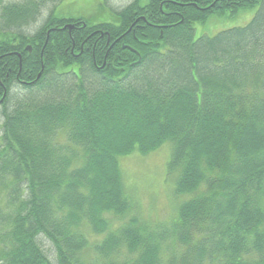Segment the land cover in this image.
I'll list each match as a JSON object with an SVG mask.
<instances>
[{
    "label": "trees",
    "instance_id": "1",
    "mask_svg": "<svg viewBox=\"0 0 264 264\" xmlns=\"http://www.w3.org/2000/svg\"><path fill=\"white\" fill-rule=\"evenodd\" d=\"M59 2H0V264H264V0H100V21ZM169 142L176 221L114 225L119 159Z\"/></svg>",
    "mask_w": 264,
    "mask_h": 264
},
{
    "label": "rangeland",
    "instance_id": "2",
    "mask_svg": "<svg viewBox=\"0 0 264 264\" xmlns=\"http://www.w3.org/2000/svg\"><path fill=\"white\" fill-rule=\"evenodd\" d=\"M18 1L21 0H0L2 4ZM132 1L109 0L108 4L113 6L115 10H118ZM100 3V0H60L57 5V16L72 15L74 18L87 16L95 21L112 19L110 13L113 10H106ZM258 10L259 8L257 7L240 11L235 15L226 13L222 16H212L206 24H197L195 26L196 38L204 35L213 37L226 30L243 28L254 19ZM48 14L49 12L47 13L46 10L41 19L42 21L34 26V28L24 29L26 34H34ZM170 147L171 143L169 142L147 156L133 153L130 156L119 159L126 194L131 201L132 208L127 216L117 219L111 217L110 222L117 226L129 220L134 214L145 221L147 220L145 223L156 229V227L161 225L160 223L172 225L176 221L180 206L179 202L187 197L174 198V177L167 176V166L171 158ZM94 240L97 243L99 239ZM42 243L46 255L53 260L54 251L52 245L46 240H43ZM166 249L167 247L163 251L164 261V256L168 255V251L165 252ZM123 254L125 258H132L125 250H123ZM120 259H123V257Z\"/></svg>",
    "mask_w": 264,
    "mask_h": 264
},
{
    "label": "water",
    "instance_id": "3",
    "mask_svg": "<svg viewBox=\"0 0 264 264\" xmlns=\"http://www.w3.org/2000/svg\"><path fill=\"white\" fill-rule=\"evenodd\" d=\"M71 30L73 29V26L72 25H70V26H68ZM29 49H30V47H29Z\"/></svg>",
    "mask_w": 264,
    "mask_h": 264
},
{
    "label": "flooded vegetation",
    "instance_id": "4",
    "mask_svg": "<svg viewBox=\"0 0 264 264\" xmlns=\"http://www.w3.org/2000/svg\"><path fill=\"white\" fill-rule=\"evenodd\" d=\"M161 2H163V0H161ZM31 51V50H30ZM1 102V101H0Z\"/></svg>",
    "mask_w": 264,
    "mask_h": 264
}]
</instances>
